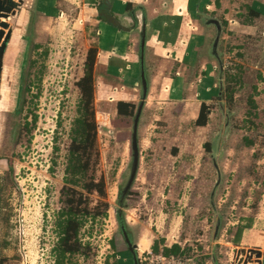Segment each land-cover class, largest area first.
Masks as SVG:
<instances>
[{
    "label": "rangeland",
    "instance_id": "374dc122",
    "mask_svg": "<svg viewBox=\"0 0 264 264\" xmlns=\"http://www.w3.org/2000/svg\"><path fill=\"white\" fill-rule=\"evenodd\" d=\"M38 1L23 0L14 16L0 18L7 24L0 25L5 76L11 64L17 68L11 106L0 110V264H56L55 224L65 207V167L80 99L76 82L88 51L96 48L91 0H44V11L36 10ZM205 18L201 33L218 56L220 88L209 123L197 127L194 100L168 101L162 75L148 72L137 130L139 165L122 206L141 83L133 116L121 117L110 91H130V85L117 80L105 94L99 69L94 74L99 156L92 158L86 179L66 185L75 189L70 194L80 200L78 211L89 214L79 232L81 253L65 264H110L117 254L132 264L118 215L132 245L148 236L149 249L135 251L138 264H264V104L256 110L248 102L264 71V18ZM211 20L219 30L208 26ZM9 99L5 91L0 95L1 109ZM91 180L103 181L104 195L83 188ZM251 233L262 243L248 240ZM154 241L160 250L178 244L185 253L164 258L151 251Z\"/></svg>",
    "mask_w": 264,
    "mask_h": 264
},
{
    "label": "crops",
    "instance_id": "0c3cea01",
    "mask_svg": "<svg viewBox=\"0 0 264 264\" xmlns=\"http://www.w3.org/2000/svg\"><path fill=\"white\" fill-rule=\"evenodd\" d=\"M43 1H38L36 10L42 9L44 11V9L49 8V6H44ZM91 1L92 7L88 11L97 28V56L94 74L99 69L98 80L105 86V94H108L109 89L107 90V88H112V84H116L115 82L118 80L119 84L130 85V91L129 88L117 92L112 90L110 92L113 98L116 97L117 102L134 104V93L140 83L141 72L138 37L141 35L142 26L145 22L144 69L146 75L150 71L155 72V74L158 71V74L162 75L161 84L163 87L161 92L169 96L168 101L180 105L185 101L194 100L195 119L198 117L202 103L210 105L214 99L220 98V88L217 82L219 72L216 69L219 64L218 56L213 48L207 47L206 38L201 33L203 32L202 27L205 25V23L202 25L205 17L211 15L224 21L236 22L233 19L235 17L236 20H245L247 23L264 18V4L257 0L253 2L250 0ZM46 5H50V3ZM249 10L258 16H249ZM208 26L216 27L214 24ZM242 26L244 28L251 27L244 23ZM160 68H164V71H161ZM9 70L11 72L5 76L6 69L2 68L0 95L4 91L5 94L10 95L9 104L4 105L3 109L0 108L2 111L7 110L12 103L11 84L13 87L17 68L14 69L13 64H11ZM257 77L252 95L256 107L264 104V71ZM188 85L191 87L186 88ZM3 88H5L4 91ZM188 90L196 92L194 97L187 98L184 95V92ZM96 92L97 90L94 94ZM248 238V240L250 238L255 240L257 245L259 242L262 243V237L260 238L257 234L251 233ZM114 260L113 263L108 259L110 264H129L128 259H122L119 254Z\"/></svg>",
    "mask_w": 264,
    "mask_h": 264
},
{
    "label": "trees",
    "instance_id": "16d2710c",
    "mask_svg": "<svg viewBox=\"0 0 264 264\" xmlns=\"http://www.w3.org/2000/svg\"><path fill=\"white\" fill-rule=\"evenodd\" d=\"M249 16L257 17L258 14L249 10ZM97 49L92 48L88 51L86 62L84 64V74L76 82V86L80 92V99L77 105V117L74 119L70 131V146L68 149L67 162L65 167V186L62 190V196L65 198L63 204L65 207L61 209L55 227L57 231V242L53 248L56 264H65L69 257H73L81 253V242L79 239L80 229L83 227L85 217L84 214L78 211L79 201L76 202L74 188L68 186H78L81 181L87 178L88 171L92 162V158H98L97 150V132L98 125L95 119L94 107V66L96 63ZM264 80V79H263ZM231 100V95L227 96ZM252 109H256L252 96L248 101ZM135 105L119 101L116 104L117 115L121 117H131L134 114ZM211 106L202 103L199 109V114L195 120L197 127H205L208 124ZM32 123L35 125L36 116ZM28 125V124H27ZM103 181L94 183L92 180L85 182L83 188L88 193L97 191L100 195H104ZM118 221L121 224V217L118 215ZM151 251L154 254L162 253L165 257H175L185 253L178 244H173L170 247L164 246L160 250L158 241H154L151 246Z\"/></svg>",
    "mask_w": 264,
    "mask_h": 264
},
{
    "label": "water",
    "instance_id": "95a60500",
    "mask_svg": "<svg viewBox=\"0 0 264 264\" xmlns=\"http://www.w3.org/2000/svg\"><path fill=\"white\" fill-rule=\"evenodd\" d=\"M23 0H0V18H9L10 15L14 16L16 14L17 8H19V5L22 4ZM212 24L220 29L218 21L211 20ZM0 25L2 27H6L7 24L5 22H0ZM3 33H0V39L2 37ZM11 32L7 35V40L10 38ZM141 40H140V83H141V89H142V96L141 101L138 105L134 121H133V132H132V141H131V150H132V164H131V173L128 179V182L125 186V188L122 190L120 195V206L123 204V199L127 195L128 191L130 190L132 183L134 182L136 172L138 170L139 165V148H138V141H137V130H138V124L140 120V116L145 104V99L147 97L148 93V82L146 78V73L144 69V52H145V44H146V24L143 23L142 30H141ZM214 49V48H213ZM6 50V42L1 46L0 49V78H1V70H2V62L3 57ZM121 231L124 233L125 237V243L128 247L129 252L132 256V264H138L137 257L135 251L138 249V246L132 245L128 236L126 235V231L124 230V227L120 224Z\"/></svg>",
    "mask_w": 264,
    "mask_h": 264
},
{
    "label": "bare ground",
    "instance_id": "6f19581e",
    "mask_svg": "<svg viewBox=\"0 0 264 264\" xmlns=\"http://www.w3.org/2000/svg\"><path fill=\"white\" fill-rule=\"evenodd\" d=\"M138 248L141 249L142 251H147L149 249V239L147 234L141 235L138 242Z\"/></svg>",
    "mask_w": 264,
    "mask_h": 264
},
{
    "label": "flooded vegetation",
    "instance_id": "af4514ba",
    "mask_svg": "<svg viewBox=\"0 0 264 264\" xmlns=\"http://www.w3.org/2000/svg\"><path fill=\"white\" fill-rule=\"evenodd\" d=\"M120 233L122 234V236H123V240H124V242H125V237H124V233L121 231V228H120ZM127 236H128V238H129V240H130V236H129V234H126ZM125 245H126V243H125ZM127 246V245H126ZM127 250H128V247H127ZM129 251V250H128Z\"/></svg>",
    "mask_w": 264,
    "mask_h": 264
},
{
    "label": "built area",
    "instance_id": "2783aa9c",
    "mask_svg": "<svg viewBox=\"0 0 264 264\" xmlns=\"http://www.w3.org/2000/svg\"><path fill=\"white\" fill-rule=\"evenodd\" d=\"M163 256V255H162ZM164 258H165V256H163ZM171 257H173V256H171Z\"/></svg>",
    "mask_w": 264,
    "mask_h": 264
}]
</instances>
